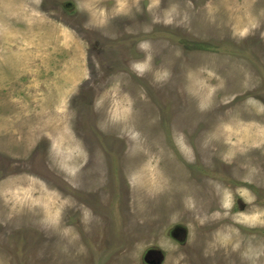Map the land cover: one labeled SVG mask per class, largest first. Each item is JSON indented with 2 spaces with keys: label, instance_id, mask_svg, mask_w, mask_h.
Listing matches in <instances>:
<instances>
[{
  "label": "rangeland",
  "instance_id": "obj_1",
  "mask_svg": "<svg viewBox=\"0 0 264 264\" xmlns=\"http://www.w3.org/2000/svg\"><path fill=\"white\" fill-rule=\"evenodd\" d=\"M0 264H264V0H0Z\"/></svg>",
  "mask_w": 264,
  "mask_h": 264
},
{
  "label": "flooded vegetation",
  "instance_id": "obj_2",
  "mask_svg": "<svg viewBox=\"0 0 264 264\" xmlns=\"http://www.w3.org/2000/svg\"><path fill=\"white\" fill-rule=\"evenodd\" d=\"M180 234L182 235V236H184V235H186L187 234V231L185 230V228H182L181 226H176L173 230H172V232H171V236H172V238L173 239H175V240H181L180 238H179V236H180ZM182 241V240H181Z\"/></svg>",
  "mask_w": 264,
  "mask_h": 264
}]
</instances>
